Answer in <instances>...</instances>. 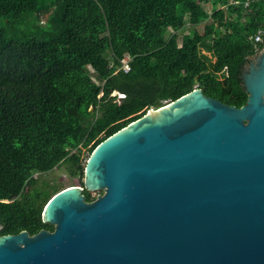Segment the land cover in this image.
<instances>
[{"label":"trees","instance_id":"obj_1","mask_svg":"<svg viewBox=\"0 0 264 264\" xmlns=\"http://www.w3.org/2000/svg\"><path fill=\"white\" fill-rule=\"evenodd\" d=\"M260 28L264 0H0V234L53 230L41 213L61 188L36 175L64 166L82 185V149L150 106L195 87L243 105Z\"/></svg>","mask_w":264,"mask_h":264},{"label":"water","instance_id":"obj_2","mask_svg":"<svg viewBox=\"0 0 264 264\" xmlns=\"http://www.w3.org/2000/svg\"><path fill=\"white\" fill-rule=\"evenodd\" d=\"M247 59L243 105L150 106L46 202L53 230L0 234V264H264V40Z\"/></svg>","mask_w":264,"mask_h":264},{"label":"rangeland","instance_id":"obj_3","mask_svg":"<svg viewBox=\"0 0 264 264\" xmlns=\"http://www.w3.org/2000/svg\"><path fill=\"white\" fill-rule=\"evenodd\" d=\"M205 9L210 12V5H206ZM212 20H213L212 18H208V19L202 21L200 24H198L196 26L197 30H199L200 32H203L204 25L207 23H210ZM221 30H222V28H221ZM187 32H188V30L186 28L181 33H178V37H177V43L178 44L180 43L181 34L187 33ZM210 45H211V36H207L200 43V49H201L202 55H208L210 53ZM107 54H108V52H107ZM124 61H127V59H124ZM113 93H116V91ZM88 156H89L88 150L82 149L81 158H82V162L84 165H85V162H86ZM36 176H39V179L45 180L50 184L55 183L59 187V189L60 188L63 189L65 187H68L71 185H81L80 184V177L77 175H70L68 170L65 169L64 166H61L59 168L58 167L54 168V169H52L46 173H42V174L36 175ZM101 193H102V190L90 191V195L93 198H95L98 194H101Z\"/></svg>","mask_w":264,"mask_h":264},{"label":"built area","instance_id":"obj_4","mask_svg":"<svg viewBox=\"0 0 264 264\" xmlns=\"http://www.w3.org/2000/svg\"><path fill=\"white\" fill-rule=\"evenodd\" d=\"M264 40V29L260 28L256 31V33L251 37V43L253 44V47L256 51L259 50V45L263 43ZM123 68L125 70L128 69V65L126 63V61L123 60ZM196 88V87H195ZM116 94L117 95V100H119L121 97H123L124 94L116 92L113 93V95Z\"/></svg>","mask_w":264,"mask_h":264}]
</instances>
